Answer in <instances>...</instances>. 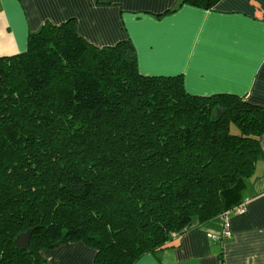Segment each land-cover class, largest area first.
<instances>
[{"label": "trees", "instance_id": "trees-1", "mask_svg": "<svg viewBox=\"0 0 264 264\" xmlns=\"http://www.w3.org/2000/svg\"><path fill=\"white\" fill-rule=\"evenodd\" d=\"M262 135L264 107L142 75L129 41L95 47L73 20L45 25L0 57V264H41L73 241L95 264H135L190 229L218 232ZM28 230V250L15 247Z\"/></svg>", "mask_w": 264, "mask_h": 264}, {"label": "crops", "instance_id": "crops-1", "mask_svg": "<svg viewBox=\"0 0 264 264\" xmlns=\"http://www.w3.org/2000/svg\"><path fill=\"white\" fill-rule=\"evenodd\" d=\"M68 20L95 47L129 41L142 75L181 76L188 94H232L264 107V0L210 9L185 0H0V57L25 52L30 34ZM245 198V211L228 217L229 238L190 229L135 264H264V156ZM39 255L44 264H95L96 250L73 241Z\"/></svg>", "mask_w": 264, "mask_h": 264}, {"label": "built area", "instance_id": "built-area-1", "mask_svg": "<svg viewBox=\"0 0 264 264\" xmlns=\"http://www.w3.org/2000/svg\"><path fill=\"white\" fill-rule=\"evenodd\" d=\"M246 202L247 200L245 199L239 205L233 207L232 209L228 211L223 212L219 217V220L221 223L220 231L215 232V233H208V237L212 239L213 241H219V240H222L223 238H229L231 236V232L228 226V217L231 214H240L244 212ZM173 237H175V235Z\"/></svg>", "mask_w": 264, "mask_h": 264}, {"label": "water", "instance_id": "water-1", "mask_svg": "<svg viewBox=\"0 0 264 264\" xmlns=\"http://www.w3.org/2000/svg\"><path fill=\"white\" fill-rule=\"evenodd\" d=\"M31 234L32 230H28L24 234H21L14 242L15 247L21 248L22 250H28Z\"/></svg>", "mask_w": 264, "mask_h": 264}, {"label": "rangeland", "instance_id": "rangeland-1", "mask_svg": "<svg viewBox=\"0 0 264 264\" xmlns=\"http://www.w3.org/2000/svg\"><path fill=\"white\" fill-rule=\"evenodd\" d=\"M175 234L172 235V237L174 236ZM41 264H44V262H42Z\"/></svg>", "mask_w": 264, "mask_h": 264}]
</instances>
